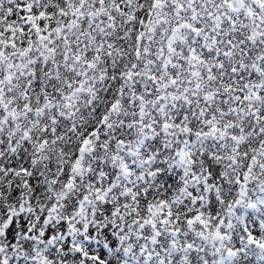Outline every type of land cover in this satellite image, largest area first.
<instances>
[{"label": "snow or ice", "instance_id": "snow-or-ice-1", "mask_svg": "<svg viewBox=\"0 0 264 264\" xmlns=\"http://www.w3.org/2000/svg\"><path fill=\"white\" fill-rule=\"evenodd\" d=\"M0 264H264V0H0Z\"/></svg>", "mask_w": 264, "mask_h": 264}]
</instances>
